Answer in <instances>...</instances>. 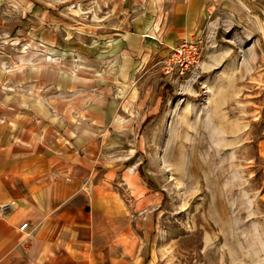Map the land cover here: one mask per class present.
<instances>
[{
	"label": "crops",
	"instance_id": "1",
	"mask_svg": "<svg viewBox=\"0 0 264 264\" xmlns=\"http://www.w3.org/2000/svg\"><path fill=\"white\" fill-rule=\"evenodd\" d=\"M205 1L0 0V37L31 48L0 59V264H150L165 195L133 143Z\"/></svg>",
	"mask_w": 264,
	"mask_h": 264
},
{
	"label": "rangeland",
	"instance_id": "2",
	"mask_svg": "<svg viewBox=\"0 0 264 264\" xmlns=\"http://www.w3.org/2000/svg\"><path fill=\"white\" fill-rule=\"evenodd\" d=\"M204 10L200 63L167 73L173 49L158 64L146 111L160 112L133 143L165 195L148 259L264 264V0H206ZM18 37H0L1 60L30 51Z\"/></svg>",
	"mask_w": 264,
	"mask_h": 264
},
{
	"label": "built area",
	"instance_id": "3",
	"mask_svg": "<svg viewBox=\"0 0 264 264\" xmlns=\"http://www.w3.org/2000/svg\"><path fill=\"white\" fill-rule=\"evenodd\" d=\"M201 41L199 39H185L180 45L174 48L169 59L166 61L167 73H170L174 68L180 69L182 72L197 66L202 57ZM10 208L9 205L0 206V214L4 213ZM28 227L25 223L21 226L24 231Z\"/></svg>",
	"mask_w": 264,
	"mask_h": 264
}]
</instances>
